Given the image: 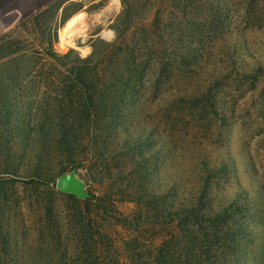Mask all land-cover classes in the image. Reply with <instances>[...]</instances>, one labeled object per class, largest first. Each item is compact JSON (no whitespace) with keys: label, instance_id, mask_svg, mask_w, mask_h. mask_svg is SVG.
<instances>
[{"label":"trees","instance_id":"obj_1","mask_svg":"<svg viewBox=\"0 0 264 264\" xmlns=\"http://www.w3.org/2000/svg\"><path fill=\"white\" fill-rule=\"evenodd\" d=\"M155 1L142 15L130 0H121L125 27L116 28L112 43L93 41L88 56L72 49L58 53L51 47L39 52L43 68L48 67L60 87L53 99L28 104L22 112V120H31L34 126L28 122L0 128V264L27 263L29 258L19 247L30 243L45 249L40 264H54L50 255L54 249L61 253L57 260L61 263L72 232L80 240L76 243L85 264H102V250L114 249L105 230L111 220L133 230L134 237L124 244L130 264H229L236 229L231 211L238 209L239 200L235 197L216 209L209 186L216 179L213 175H223L234 165L232 160L216 171L204 161L203 184L197 192H184L177 180L165 184L156 178L160 151L152 149L155 132L129 130L135 127L131 115L137 114V100L166 89L175 72H188L214 55L222 32L210 16L219 6L212 0ZM259 1L248 0L246 16L259 12ZM202 15L207 18L203 27ZM138 19L143 27L137 28L136 37V28L130 27ZM228 43L224 51L233 64L238 48ZM52 166L59 167L60 174L68 169L85 171L90 188L97 190L81 199L53 189ZM120 204H134L135 209L122 214ZM63 207L70 213L64 214ZM157 228L166 231L160 245L137 246L142 233ZM104 264L119 262L116 258Z\"/></svg>","mask_w":264,"mask_h":264},{"label":"rangeland","instance_id":"obj_2","mask_svg":"<svg viewBox=\"0 0 264 264\" xmlns=\"http://www.w3.org/2000/svg\"><path fill=\"white\" fill-rule=\"evenodd\" d=\"M153 1L130 0L142 15L151 11ZM212 1L219 11L210 17L222 32L214 55L193 64L188 72H175L165 83L166 89L137 100V114L132 111L131 115L135 127L129 130L135 134L155 132L152 149L160 151L156 178L165 184L177 180L187 190L184 192H197L203 184L204 161L216 171L231 159L234 165L223 175H213L216 179L209 186L216 209L235 197L239 200L238 209L231 211L236 229L231 236L235 246L228 253L229 264H264V0L258 3L259 12L251 16L244 13L248 0ZM122 11L121 0H0V128L23 127L28 122L34 126L33 121L22 120V112L28 104L53 99L58 93L54 90L60 84L47 66L43 68L45 61L39 52L51 47L58 53L72 49L88 56L93 41L108 44L116 40V28L125 27ZM78 16H82L83 25L71 38V45L64 47L59 33ZM161 17H166L164 11ZM206 19L202 15L201 27ZM142 27L141 19L131 21L136 37L140 33L137 28ZM227 43L238 48L233 64L225 55ZM10 68L17 71L9 74ZM176 95L198 100L180 102ZM72 171L85 183L88 195L97 190L90 188L85 171L68 169L63 174ZM49 174L52 182L63 175L57 166H52ZM65 207L61 208L64 214ZM118 209L128 215L135 205L120 204ZM105 230L114 249H103L99 261L104 264L117 258L119 264H130L124 244L134 237L133 230L116 226L112 220ZM165 235L162 228L142 233L137 246H158ZM77 241L73 232L68 235V252L61 263L57 261L58 249L51 250L53 263L85 264ZM19 251L29 258L20 264H40L41 256L46 257L38 243L21 245Z\"/></svg>","mask_w":264,"mask_h":264},{"label":"water","instance_id":"obj_3","mask_svg":"<svg viewBox=\"0 0 264 264\" xmlns=\"http://www.w3.org/2000/svg\"><path fill=\"white\" fill-rule=\"evenodd\" d=\"M51 186L60 192L72 194L80 198L88 196L85 190V183L77 176L76 171L61 175L57 180L52 182Z\"/></svg>","mask_w":264,"mask_h":264},{"label":"bare ground","instance_id":"obj_4","mask_svg":"<svg viewBox=\"0 0 264 264\" xmlns=\"http://www.w3.org/2000/svg\"><path fill=\"white\" fill-rule=\"evenodd\" d=\"M83 25L82 16H78L71 20L59 33V39L62 46L71 45V38L77 34L78 30Z\"/></svg>","mask_w":264,"mask_h":264}]
</instances>
